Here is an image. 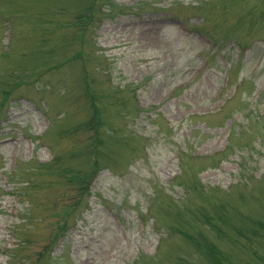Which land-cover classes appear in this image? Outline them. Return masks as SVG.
<instances>
[{
  "label": "rangeland",
  "instance_id": "obj_1",
  "mask_svg": "<svg viewBox=\"0 0 264 264\" xmlns=\"http://www.w3.org/2000/svg\"><path fill=\"white\" fill-rule=\"evenodd\" d=\"M0 264H264V0H0Z\"/></svg>",
  "mask_w": 264,
  "mask_h": 264
}]
</instances>
